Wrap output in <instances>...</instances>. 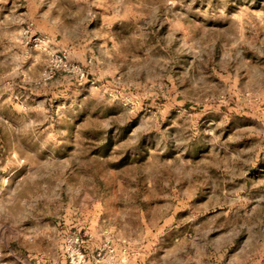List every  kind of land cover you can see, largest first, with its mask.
<instances>
[{
	"label": "rangeland",
	"instance_id": "rangeland-1",
	"mask_svg": "<svg viewBox=\"0 0 264 264\" xmlns=\"http://www.w3.org/2000/svg\"><path fill=\"white\" fill-rule=\"evenodd\" d=\"M264 264V0H0V264Z\"/></svg>",
	"mask_w": 264,
	"mask_h": 264
},
{
	"label": "built area",
	"instance_id": "built-area-1",
	"mask_svg": "<svg viewBox=\"0 0 264 264\" xmlns=\"http://www.w3.org/2000/svg\"><path fill=\"white\" fill-rule=\"evenodd\" d=\"M67 251H70V264H83L86 260V255L83 250V241L79 237H72L67 240Z\"/></svg>",
	"mask_w": 264,
	"mask_h": 264
}]
</instances>
